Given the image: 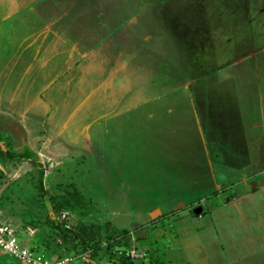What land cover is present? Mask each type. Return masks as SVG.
<instances>
[{
  "label": "rangeland",
  "instance_id": "1",
  "mask_svg": "<svg viewBox=\"0 0 264 264\" xmlns=\"http://www.w3.org/2000/svg\"><path fill=\"white\" fill-rule=\"evenodd\" d=\"M200 1L190 0L185 5H170L167 11L168 16L172 18L170 24L177 27L178 24L182 23L183 28L180 25L178 28L186 29L189 33L183 34L185 42L189 43L186 49L190 57L186 61V66L190 67L191 70H197L199 77H201L203 71H211L214 65L223 64L239 55L237 51H233L235 48L232 46L235 44V37L239 36L240 33L237 30L233 40L229 39L227 41L226 39L229 36L223 35L220 39L222 42L218 47H215L218 44L217 40L214 41V46L212 43L208 44L213 41L209 36L201 42V24L203 22H201ZM171 8H174L173 12ZM78 9L85 10L87 8L78 5ZM204 14L208 16L205 19L209 20V12L205 11ZM252 18L261 22L262 24L259 26L264 28L263 14L253 12ZM211 23L209 33L222 30V25L216 23V20ZM253 25L257 27V24L253 23ZM186 30L184 31L186 32ZM161 31L167 36L159 37V42L166 41V38L171 36L169 30L162 29ZM171 42L172 40L168 41L169 45H172ZM37 48L42 49V44H38L34 50ZM55 48L61 50V46ZM55 48L52 50L57 57L59 53L56 52L58 50H55ZM65 50L67 51L66 48ZM29 51H33L32 47ZM42 51L45 50L42 49ZM240 51L246 52L247 49H240ZM158 54H161L159 56H162L165 61L159 64L160 57L154 56L155 61L153 62L158 63L156 66L160 69H158V75H155L156 78H150V81L148 79L145 84L142 81L146 79V74L137 75L138 78L133 82V74L128 70L127 61L125 63L118 61L116 66L119 70L121 69L125 75L132 76L129 77L131 82L124 85H114V88L118 87L119 91L127 93L124 98L128 99L127 103L143 102L149 97L151 91L150 94L152 95L158 93V109H154L157 113L159 111L165 112L161 107H164L162 106L166 103L164 98L168 95L170 96L168 103L173 109L171 114L174 116L167 117L169 121L164 116H157V123L153 122L150 126V122L142 117L145 115V107L140 109L137 106L129 110L128 118H125V115L115 118L117 124L114 121V124L109 128L107 127L106 131H102V124L96 123L92 127V130L98 128L99 131V134L96 131L97 137L94 140L96 142L94 144L96 149L94 158L88 156L87 151H90L89 148L81 147L79 140L78 142L74 141V139L77 140L76 135H80L78 133L82 131L80 129L87 105L79 106L74 111H72V108L67 112H63L62 108H58L56 110L57 114L53 110L50 111L52 109L51 105L53 107L55 105V100L50 99L48 96L51 95L54 98L59 85L56 89L50 90L55 91L52 94L45 93L52 81L48 83L45 80L37 79L36 74L45 73L46 66L44 63L35 60L37 58L36 50L33 54L34 60L23 65L24 74L22 80H20V90L15 96L11 94L12 96H4L0 99V109L7 114L2 113V119H0L1 132L11 130L9 129L11 119L17 121V125H23L26 128L27 137L25 136V138L30 145V147L21 148L16 144L18 141L15 138H11L12 140L9 141L6 137L0 139V223L11 225L24 245L27 247L36 246L34 247L35 250L42 252L49 261L53 258L64 257L60 256L61 254H67L65 256L75 258L73 264H119V256L122 253L108 257L101 250L94 251L90 239L91 236L97 238L101 232L106 233V227L110 223L109 220L113 221L116 217H126L122 214V209H119L122 208V205L118 195L124 186L123 182L118 179L124 170L131 168L130 171H133L132 162L135 158L140 163L137 165V172L139 170L140 173L150 175L148 171H145V165L139 161L141 159L140 155L143 153L141 151L142 143H151L154 146L152 151L156 154L152 156L155 158L153 161L159 162L160 169L168 175H171L173 171L176 172V168L173 162L168 164L170 157L168 158L167 155L170 154V151L162 150L157 142L165 143L164 145L167 147L169 141H173L171 136L178 134V146L180 148H183L182 146L190 148L191 151H188L187 154H191L184 158L188 164L187 166H189L186 171L189 178L184 181L185 184L181 185L182 199L186 203L191 202L193 199L198 202L206 191H210L209 188L215 190L214 180L216 182L223 181H220L219 174L216 173L219 170L218 166L211 163V160L214 162L212 156L207 155L210 146L209 142L206 143L207 140L214 141L219 147L224 148L222 151L224 155L233 153L231 157L227 156L226 158L228 164L232 163L229 169H225L228 174H226V178L231 181H239V184L231 183L224 188H218L215 195L230 197L236 185L249 184L250 181L253 183V178L257 176L251 175V173H241L240 169L243 167L241 162L248 160V156H245L244 152L249 150L248 144L253 139L251 136L257 135L259 125L264 128V69H261L260 73H255L248 63L243 61L236 63L235 57L233 62L238 65L234 64L235 66L225 68V78H221L222 76L214 73L208 77L206 73H203L205 76L201 77V80L188 85L192 97L189 101L186 93L175 92L183 89L185 84L170 82V80L179 78L177 75L182 68H180V63V65L177 64L178 58L173 56L172 51L170 54L162 51ZM14 56L16 57V54ZM139 61L143 64L148 62L149 59ZM260 62L264 67V61ZM151 65L154 66V63ZM151 65H148V67H151ZM167 66L172 67L167 68ZM131 70L134 71L135 68ZM154 73L155 70L152 74ZM234 75L235 79L231 78ZM150 76L152 77L151 74ZM14 78L15 76L9 78L10 84ZM165 79H168V83ZM152 81L154 83H151ZM38 83L39 86H37ZM88 86L92 88L94 85L89 84ZM85 87V84L78 85L79 97L84 94ZM101 90L99 88L90 96L93 99L88 98V100H92L94 108H100L101 106ZM170 90L174 93L166 92L168 94L163 95L164 91ZM193 90H196L195 94ZM8 93V91H5L6 95ZM24 93L27 95H24ZM140 93H143V96H140ZM43 95L45 102L50 105L47 110H45L46 103L43 104L41 101ZM35 96H40L42 99H36ZM58 97L56 99L57 103H59ZM59 99L62 101L61 97ZM73 99L74 97L70 96L69 100ZM161 102L162 105L159 108ZM123 103H125L124 100ZM9 112L12 115H9ZM59 121L63 131H58L57 134L62 135V137L65 136L62 142L63 146L54 149V151L53 148L49 147L44 149L42 147L43 141L38 143L39 146L37 144V134L42 137L44 135L46 140H52V144L54 143L56 140L54 134L56 133L51 130L52 128L55 129L56 126L58 127ZM149 126L153 129L152 133L160 135L159 138H150ZM199 127H201V135ZM109 133H112V135L109 136ZM200 140L201 143H199ZM235 152H240L242 156H234ZM9 153L25 156L12 160L8 157ZM149 155L151 156V154ZM248 166L251 167V170L261 169L264 171V158H256L253 165L248 164ZM212 169L215 175H212ZM102 171L105 172V175L101 174ZM246 174L248 176H245ZM243 176L245 177L242 178ZM256 179L258 185H264V175H258ZM213 195H207L203 198L204 200L192 206L191 209L177 207L169 215H159L158 217L154 215V218L149 222L134 224L131 227L123 222H118L119 219H117L119 227L126 226L127 228L119 229L112 225L118 230L110 232H112L113 238H118V240L121 238L123 243L118 245V240L109 239L108 241L118 251H127L126 254H129V256L124 258L126 264H185L178 257L179 254H177V249L174 242H172L173 235L168 229V221L179 217L184 210H189L192 213L194 208L207 205L206 202ZM113 207H117V210H120L119 213L117 211L110 213L109 209ZM141 214L136 212L134 217L139 218L142 216ZM140 231L144 232L138 236ZM105 237L108 238L106 234ZM83 238L87 244L85 250L81 248L80 239ZM0 264L24 263L13 259L0 250Z\"/></svg>",
  "mask_w": 264,
  "mask_h": 264
},
{
  "label": "crops",
  "instance_id": "2",
  "mask_svg": "<svg viewBox=\"0 0 264 264\" xmlns=\"http://www.w3.org/2000/svg\"><path fill=\"white\" fill-rule=\"evenodd\" d=\"M188 1L190 0H0V99L4 96L9 97L11 94L15 96L20 90V80H22L24 74L23 65L34 60L33 54L36 50L37 58L35 60L44 63L46 66L45 73L36 74L37 79L45 80L48 83L52 81L45 93L52 94L55 91L50 90L56 89L59 85L56 89L57 92H55L56 96L54 98L51 95L48 96L50 99L55 100V105L54 107L51 105L52 109L50 111L53 110L57 114L56 110L58 108H62L63 112H67L72 108V111H74L79 106L87 105L80 129L82 131L78 133L80 135H76L77 140L74 139V141L78 142L79 140L81 147L89 148L90 151H87L88 156L94 158V155H96V149L94 148L96 142L94 140L97 137L96 131H98V128L92 130V127L96 123L102 124V131H106L107 127L109 128L114 124L115 118L121 115L128 118L129 110L137 106L140 109L145 107V115L142 117L150 122V126L153 122L157 123V116H164L165 118L174 116L171 114L173 109L168 103L170 98L168 95L164 98L166 100L165 105H162L161 102L159 106V108L161 105L164 106L161 107L165 111L164 113L154 111V109H158V93L152 95L150 94L152 91L143 102L127 103L128 99H124L127 93L119 91L118 87H115V91L114 85H124L131 82L129 77L132 75L122 73V70H119L116 66L118 61L124 63L127 61L129 68L127 69L133 74V82L138 78L137 75L146 74V79L142 81L145 84L148 79L150 81V78H156L155 75H158V69H160L156 65L165 61L158 53L162 51L170 54L172 51L173 56L178 58L177 64L180 63L182 69L177 75L178 80L174 79L170 82L185 84L183 89L175 92L186 93L189 101L192 97L188 85L201 80L200 78L205 76L203 73H206L208 77L214 73L222 76L221 78H225V68L235 66L234 64L238 61L248 63L255 73H260V70L264 69L260 62L264 61V28L259 26L262 24L261 22L252 18L253 12L264 15V0L200 1L201 22H203L201 24V42L209 36L213 41L208 44L212 43L214 46V41L217 40L218 44L215 47H218L222 42L220 39L223 35L229 36L226 41L233 40L236 31L239 30L240 32L239 36L235 37L236 41L232 46L235 48L233 51H237V54H239L235 56L236 63L233 62L234 57L223 64H216L213 66V70L203 71L201 77H199L197 70H191L190 67L186 66V61L190 57L186 49L189 43L185 42L183 34H189L188 31L178 28L182 23L178 24L177 27L170 24L172 18L167 14L170 5H185ZM78 5L87 9L80 10ZM173 10L174 8H171L172 12ZM205 11L210 14L209 20L205 19V17H208L204 14ZM214 20L222 25V30L209 33L211 22ZM253 23L257 24V27ZM162 29L169 30L171 36L167 37L166 41L159 42V37L167 36L161 31ZM261 32L263 34H260ZM213 36L215 37L213 38ZM169 40H172L173 46L169 45ZM38 44H42L44 52L39 48L34 50ZM58 46H61V50L60 47L55 48ZM30 47L33 49L32 52L29 51ZM53 48L58 50L56 52L59 53V56H55ZM240 49H247V51L243 52ZM154 56L160 57H158L160 59L158 63L153 62L155 61ZM147 58L149 61L146 63L142 64L139 61ZM152 63H154V66L151 65ZM148 65H151V67H148ZM124 67L126 68V66ZM169 67L172 66H167V68ZM134 68V71L131 70ZM154 70L155 73L152 74ZM13 76H15V81L13 80L10 84L9 78H13ZM231 78L235 79V75ZM167 80L165 79L168 83ZM175 80L177 81L175 82ZM79 84L86 85L85 92L80 97L78 96ZM89 84L94 86L91 88L88 86ZM37 86H39V83ZM99 88L102 89L101 106L100 108H94L93 102L90 100L93 98L90 96ZM5 91L9 93L6 95ZM166 92L174 93L171 90L164 91L163 95ZM193 92L195 94L196 90H193ZM24 95L27 94L24 93ZM63 95L65 96L62 97ZM58 96L62 98V101ZM70 96H73L74 99L69 100ZM140 96H143V93H140ZM57 97L59 103L56 101ZM34 98L42 99L40 96ZM88 98L90 99L88 100ZM123 100L125 103H123ZM41 101L43 104L46 103L44 95ZM45 106V110L50 108L49 103H46ZM3 112L0 109V119H2ZM9 115H12V113L9 112ZM93 116L96 119L93 120ZM168 118L167 121H169ZM10 123L9 129L11 130L9 132H1L0 127V139L6 137L9 141L11 138H15L18 141L16 144L21 148L30 147L25 138V136L27 137L26 128L23 125H17V121L15 122L12 119ZM115 124H117L116 121ZM150 126L148 128L151 134L150 138H159L160 135L152 133L153 129ZM260 126L257 135L251 136L253 139L248 144L249 150L244 152L245 156H248V160L241 162L243 167L240 169L241 173H251V175L257 176L253 178V183L250 181L249 184L236 185L230 197L227 195L220 197L219 194H215L218 188H224L231 183L239 184L238 180L231 181L226 178L228 174L225 169H229L232 164H228L226 158L227 156L231 157L233 153L224 155L222 153L224 148L219 147L214 141H206V143H210L207 155L212 156L214 162L211 160V163L218 166L219 170L216 173L219 174L220 181H223L216 182L214 180L216 189L211 190L209 188L210 191H206L201 197V200H204L203 198L207 195L215 192L211 199L206 202L207 205H201L202 210L199 215L184 210L179 217L168 221V229L173 235L172 242H174L177 249L178 257L185 264H264V185H258L256 179L258 175H264V171L261 169L251 170V167L248 166V164L253 165L256 158H264V128ZM62 129L63 127L61 128L59 121L58 127L56 126L55 129L52 128L51 130L52 132L55 131L56 134L54 135L57 142L55 140L52 144V140H46L44 135L42 137L37 134V144L43 141L42 147L44 149L46 147L53 148V151L58 147H62L65 136L62 137V135L57 134ZM198 129L201 135V127ZM102 131L101 140L103 139ZM110 135L112 133H109ZM178 137V134L172 135L171 139L173 141H169L167 147L164 145L165 143L157 142L162 150L170 151L167 157L172 158V160L169 159L168 164L173 162L176 168V172L173 171L171 175L160 169L159 162L153 161L155 158L152 156L156 153L152 151L154 146L151 143H142L141 151L143 153L140 155L141 159L139 160L145 165V171H148L150 175L140 173L139 170L137 172V165L140 163L136 158L132 162L133 171H130V168L124 170L121 176L116 174L119 176L118 180L123 182L124 186L120 190L118 199L122 205V208L119 209H122L121 212L126 217H116L113 221L109 220L115 228H127L126 226L119 227L117 219H119L118 222H123L131 227L134 224L149 222L154 218V215H157V217L159 215H169L177 207L191 209L192 206L199 204L201 200L196 202L193 199L191 202L186 203L182 199L181 185L185 184L184 181L189 178V175H186L189 166H187L188 164L184 158L191 154H187L191 150L182 145L180 146L183 148H180L177 144ZM199 143H201V140ZM38 145L40 146V144ZM156 150L160 152L157 148ZM234 156L241 157L242 154L235 152ZM101 174L105 175V172L102 171ZM247 174L245 176H248ZM212 175H215L213 169ZM117 209V207H113L109 211L110 213H114V211L119 213L120 210ZM136 212L142 213V216L135 218L134 213Z\"/></svg>",
  "mask_w": 264,
  "mask_h": 264
},
{
  "label": "built area",
  "instance_id": "3",
  "mask_svg": "<svg viewBox=\"0 0 264 264\" xmlns=\"http://www.w3.org/2000/svg\"><path fill=\"white\" fill-rule=\"evenodd\" d=\"M0 250L24 264H73L75 260L74 257L64 256L49 261L33 246L24 245L16 230L6 223H0Z\"/></svg>",
  "mask_w": 264,
  "mask_h": 264
},
{
  "label": "trees",
  "instance_id": "4",
  "mask_svg": "<svg viewBox=\"0 0 264 264\" xmlns=\"http://www.w3.org/2000/svg\"><path fill=\"white\" fill-rule=\"evenodd\" d=\"M8 155H9L8 157L12 160H15V159H18L21 157L23 158L25 156V155H16L13 153H9ZM106 228H107L106 233H103V232L99 233V236L97 238L91 236V239H90L92 241L91 247L93 248L94 251H97V252L101 250L104 253V255H106L108 257L113 256V255H119L122 253L121 256H119V258H120L119 264H126V259H124V258H128V256H129V254H126L127 251L126 250L118 251L117 249L113 248V245H111L108 241L109 239L118 240V238L117 239L113 238L112 237L113 234H112V232H110V231H115L118 229H115L114 227H112V225L110 223H109V225H107ZM105 234L107 235L108 238L105 237ZM85 237H86V235H85ZM104 241H107V242L103 243ZM80 242H81V248L83 250H85L87 248L86 247L87 244H86V241L84 240V238L80 239ZM117 243H118V245L123 243L121 238L117 241ZM124 244H125V242H124ZM34 247H36V246H34ZM65 255H67V254H61L60 256H65Z\"/></svg>",
  "mask_w": 264,
  "mask_h": 264
},
{
  "label": "water",
  "instance_id": "5",
  "mask_svg": "<svg viewBox=\"0 0 264 264\" xmlns=\"http://www.w3.org/2000/svg\"><path fill=\"white\" fill-rule=\"evenodd\" d=\"M192 213L193 214H200L201 213V207H197V208H194L193 210H192ZM144 231H140L139 233H138V236H140L141 235V233H143Z\"/></svg>",
  "mask_w": 264,
  "mask_h": 264
}]
</instances>
